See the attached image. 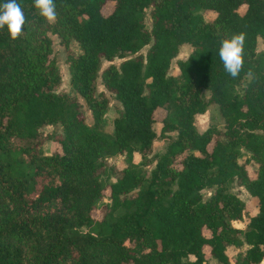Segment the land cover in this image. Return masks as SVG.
Wrapping results in <instances>:
<instances>
[{
    "label": "trees",
    "instance_id": "trees-1",
    "mask_svg": "<svg viewBox=\"0 0 264 264\" xmlns=\"http://www.w3.org/2000/svg\"><path fill=\"white\" fill-rule=\"evenodd\" d=\"M108 1L111 9L102 13ZM54 2V22L39 15L34 0H17L25 16L21 34L12 40L7 25L0 28V264H202L206 253L217 264L260 262L264 0ZM205 11L213 16L205 19ZM47 32L63 44L68 82L95 123L107 103L103 92H95L97 76L120 102L110 134L84 121L75 94L57 90L60 76ZM240 33L244 63L233 78L219 48L223 39ZM71 39L78 44L76 53L68 47ZM258 40L263 49H257ZM182 43L190 50L171 74ZM113 57L122 59L99 70L102 59ZM203 89L217 104L221 130L195 128L193 114L206 104ZM158 108L165 111L160 133L175 135L146 170L144 161L132 156L143 158L151 147ZM50 123L62 130L54 136L55 152L13 143ZM240 148L256 162L252 176L236 161ZM112 153L122 154L124 165L107 184L109 201L103 202L105 186L95 169ZM232 182L255 198L253 213L230 190ZM205 186L213 191L201 200L198 191ZM95 208L99 217L92 214ZM229 244L241 250L230 256Z\"/></svg>",
    "mask_w": 264,
    "mask_h": 264
},
{
    "label": "rangeland",
    "instance_id": "rangeland-1",
    "mask_svg": "<svg viewBox=\"0 0 264 264\" xmlns=\"http://www.w3.org/2000/svg\"><path fill=\"white\" fill-rule=\"evenodd\" d=\"M242 6L239 7V11L242 10ZM111 9V3L108 1L104 3L101 6V12L107 13ZM149 7L145 9V15H144V24L145 26H150V18H149ZM203 17L205 19L211 18L213 16V13L210 11H205L202 13ZM48 36L51 39V53L50 56L52 57V60L57 66L60 81L59 85L57 86V90L63 91L68 94H75L82 105V111H83V117L84 121L91 126L96 127V129L110 134L112 132V119L114 116H116L121 108L120 102L115 98L114 94L110 91H108L100 82V76H97L96 82H95V92H103L104 96L106 97L107 103L106 107L104 109V112L102 114V118L99 122H94L92 118V114L90 109L88 108L87 104L85 103L84 99H82L79 95H77L71 88L68 79H69V73L67 69V64L65 62V48L59 38L51 33L47 32ZM68 47L74 52H78L79 47L75 40H69L68 41ZM257 49H263V45L260 40L257 42ZM147 48V45H144L140 48V52L144 53ZM190 50V46L187 43H182L179 45L178 51L176 55L172 58L168 72L171 74L176 73V60L183 59L186 57ZM122 58L113 57L111 60L102 59L100 61L99 70L103 68L104 66L113 63L117 65ZM201 97L203 101H206L205 108L202 112H196L193 114V122L195 125V128L198 131L204 130L206 127L216 128L218 130H221L223 128V119L219 113L217 104L211 100H209V91L207 89H203L201 92ZM165 111L158 108L153 112V122L151 124L152 129L155 132V137L152 140L151 147L148 149L146 156L141 158L140 154L137 152H133V161H144V164L141 165L142 168H145L146 170H149L154 166V163L156 159L162 154L167 146V143L174 137L175 131H168L165 133H160V125L162 117L164 116ZM61 127L58 123H50V124H43L41 125L38 130L37 134L32 138H19L14 137L12 138V141L16 145H33L34 148H37V151L43 154H49L55 152L59 148V144L57 141H55L54 136L56 134H59L61 132ZM210 145H208L209 147ZM249 151L246 149L240 148L239 153L236 157V161L238 163H245L246 171L250 176L254 174V170L256 168V162L249 157ZM174 164H177L176 161ZM124 161H123V155L119 153H112L108 154L105 157H103L101 163L97 165L95 172H98L99 177L101 178L104 188L102 189L101 193V201L108 202L109 196H108V187L107 184L110 181H113L115 177L120 176L121 174V167H123ZM230 190L240 199L243 201L245 209L247 213H253L256 209L255 205V198L250 196L247 191L244 189L242 185H238L236 183H230ZM213 187L212 186H205L199 189L198 193L201 200H205L209 198V196L212 194ZM100 201V202H101ZM100 208H95L92 211V214L95 217L100 216ZM241 226L242 223H239ZM241 250V247L239 246H233V245H226L225 251L228 255L234 256L236 253H238ZM191 258V256H190ZM212 257L206 253V256L204 258V261L202 264H213L211 261H209ZM214 259V258H213ZM215 260V259H214ZM216 262V260H215ZM217 264V262H216Z\"/></svg>",
    "mask_w": 264,
    "mask_h": 264
},
{
    "label": "clouds",
    "instance_id": "clouds-1",
    "mask_svg": "<svg viewBox=\"0 0 264 264\" xmlns=\"http://www.w3.org/2000/svg\"><path fill=\"white\" fill-rule=\"evenodd\" d=\"M34 6L39 15L48 22H54L57 17L54 0H34ZM25 24V16L17 0H6L0 4V28L7 25V30L12 40L21 34ZM245 36L243 33L232 35L231 38L223 39L220 43L219 56L223 62L225 71L233 78L240 73L243 60V46ZM251 75V72L248 73Z\"/></svg>",
    "mask_w": 264,
    "mask_h": 264
},
{
    "label": "crops",
    "instance_id": "crops-1",
    "mask_svg": "<svg viewBox=\"0 0 264 264\" xmlns=\"http://www.w3.org/2000/svg\"><path fill=\"white\" fill-rule=\"evenodd\" d=\"M239 223H241V222H238L236 224L241 227V225ZM242 225H243V223H242ZM209 261H211V263H213V264H216V262H215V260L213 258H211ZM253 264H264V257H263V259L260 262L253 263Z\"/></svg>",
    "mask_w": 264,
    "mask_h": 264
}]
</instances>
